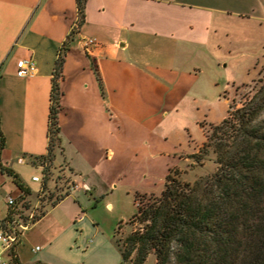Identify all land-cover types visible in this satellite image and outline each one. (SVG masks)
<instances>
[{"label": "crops", "instance_id": "crops-1", "mask_svg": "<svg viewBox=\"0 0 264 264\" xmlns=\"http://www.w3.org/2000/svg\"><path fill=\"white\" fill-rule=\"evenodd\" d=\"M252 2L87 0L59 79L60 145L53 162L74 188L24 232L17 263L120 264L104 211H114L124 192L163 190L179 163L165 123L190 106L188 96L201 81L193 70H204L210 47H222L225 25L255 17ZM77 20L76 0H0V201L22 193L1 166L30 191L31 181L42 187L33 180L38 174L28 183L22 172L33 166L43 173L36 156L48 149L55 62ZM86 38L96 43L86 47ZM29 58L36 73L19 76L18 60ZM8 209L0 204V218Z\"/></svg>", "mask_w": 264, "mask_h": 264}, {"label": "trees", "instance_id": "trees-1", "mask_svg": "<svg viewBox=\"0 0 264 264\" xmlns=\"http://www.w3.org/2000/svg\"><path fill=\"white\" fill-rule=\"evenodd\" d=\"M87 0H76L78 20L59 49L55 62L48 126V149L36 160L47 163L43 195L36 219L70 193L72 178L54 166L60 145V111L65 56L85 20ZM264 82L246 104L237 110L238 121L213 142L218 167L191 186L167 174L160 194L144 193L140 205L127 222L141 226L123 241L115 239L120 264H264ZM223 120L215 130L222 129ZM4 134L0 127V152ZM14 177L20 197L31 191L21 178ZM58 168V169H57ZM61 183V184H60ZM59 191L56 195L55 191ZM55 197V198H54ZM124 221L121 220L120 226ZM14 261H17L14 252ZM33 264H45L35 262Z\"/></svg>", "mask_w": 264, "mask_h": 264}, {"label": "rangeland", "instance_id": "rangeland-1", "mask_svg": "<svg viewBox=\"0 0 264 264\" xmlns=\"http://www.w3.org/2000/svg\"><path fill=\"white\" fill-rule=\"evenodd\" d=\"M253 2L255 8H251V4L249 9L255 17H241L225 25L222 47H210L201 61L204 70H193L198 73L201 81L188 96L190 106L179 107L170 122L165 123L169 128L170 139L178 143L179 163L171 169L172 174L191 186L200 177L217 170V154L213 149V142L220 140V136L228 135L222 131L238 121L237 110L249 101L264 82V8L261 0ZM260 118H264V110ZM224 119L227 122L223 124V128L215 130V126L220 125ZM190 137L192 141L189 142ZM182 153L184 154L180 160L178 157ZM33 173L42 175V171L33 166L25 167L22 175L29 183ZM10 182L6 190L13 188ZM31 182L34 186L28 197L35 201L40 182ZM162 186L161 183L157 189ZM55 194L58 195L59 191H55ZM143 194L137 193L134 196L133 193L124 192L119 202H116L114 211L103 213V227L115 232L114 238L121 243L131 231L141 226L138 222L130 224L127 221L136 211L137 205H140ZM18 201L23 202L25 207L32 205L27 196L19 197ZM4 203L7 204V201L1 198L0 204ZM121 220L124 222L118 226ZM154 261V255L151 254L145 264H152Z\"/></svg>", "mask_w": 264, "mask_h": 264}, {"label": "built area", "instance_id": "built-area-1", "mask_svg": "<svg viewBox=\"0 0 264 264\" xmlns=\"http://www.w3.org/2000/svg\"><path fill=\"white\" fill-rule=\"evenodd\" d=\"M74 26H77V22ZM73 26V27H74ZM86 47L96 43L94 38H86ZM37 71L36 63L33 59H20L17 62V74L19 76H29ZM43 169L42 175H34L33 180L41 181L42 187L38 192L37 201L31 206H23V202L18 201L19 196L9 195L7 197L8 212L0 218V264H20L14 261V252L16 245L21 241L24 232L35 222L38 214L40 199L43 195V184L45 181V172L47 163L40 161ZM74 188V185L71 187ZM37 246L36 249H39Z\"/></svg>", "mask_w": 264, "mask_h": 264}]
</instances>
